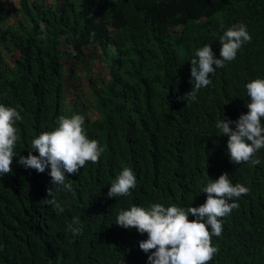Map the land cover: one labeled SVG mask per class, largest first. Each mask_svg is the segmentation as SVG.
<instances>
[{
  "label": "trees",
  "instance_id": "trees-1",
  "mask_svg": "<svg viewBox=\"0 0 264 264\" xmlns=\"http://www.w3.org/2000/svg\"><path fill=\"white\" fill-rule=\"evenodd\" d=\"M46 3L0 7V103L23 117L16 125L13 172L0 177V264H148L150 253L139 247L147 233L116 225L119 212L154 203L199 207L207 199L202 189L224 172L251 191L222 218V234L212 237L219 251L209 264H264V148L256 153L259 165L234 164L229 137L215 126L224 115L235 121L247 113L246 84L264 79V0ZM6 19L14 22L3 26ZM240 22L251 42L216 69L196 101L182 99L193 86L196 51L211 45L219 57L220 37ZM93 47L94 56L87 53ZM96 58L105 62L108 77L89 83V102L81 72L92 75ZM75 114L85 117L89 139L105 151L98 163L86 162L67 178L74 190L68 192L52 185L50 167L40 173L18 161L34 138L58 126L59 116ZM125 166L137 186L131 195L108 198ZM50 187L65 207L59 215L42 201ZM74 217L82 234L68 228Z\"/></svg>",
  "mask_w": 264,
  "mask_h": 264
},
{
  "label": "clouds",
  "instance_id": "clouds-1",
  "mask_svg": "<svg viewBox=\"0 0 264 264\" xmlns=\"http://www.w3.org/2000/svg\"><path fill=\"white\" fill-rule=\"evenodd\" d=\"M13 20L6 19L3 26L13 23ZM40 27L46 37L45 26ZM251 40L247 25L240 22L233 24L220 37L219 57L211 45L198 49L195 53L198 60H191L193 86L182 99L187 97L190 101H196L200 89L212 83L210 77L216 69L235 60L238 51ZM246 89L250 97L247 113L241 114L235 121L224 115L215 126L222 135L229 137L227 150L232 163L251 162L259 165L261 162L256 158V153L264 148V79L252 80L246 84ZM22 119L16 107L0 103V177L13 172V160L17 157L15 149L20 140L16 125ZM57 124L54 130L41 132L34 138L31 151L27 156L20 155L18 163L25 169H35L40 173L50 167L52 185L73 192L72 183L66 182L67 178L79 174L86 162L98 163L105 149L98 140L89 139L83 115H61ZM232 124H235V128L230 127ZM33 150L38 151L39 155L33 154ZM136 186L137 177L133 169L125 166L110 184L107 196L118 198L131 195V190ZM47 191L48 195L42 201L58 215L63 213L65 207L55 199L53 188ZM250 191L243 183H233L229 173L224 172L202 189V193H207V199L199 207L185 208L176 204L166 207L162 203H154L147 208L133 205L119 212L115 224L125 229L135 228L140 234L147 233V239L141 240L139 247L145 253H150L148 264H209L219 251L213 245L212 237L222 234V218L239 208L238 199ZM189 216L195 219H189ZM80 225V218L74 217L68 228L73 235L82 234Z\"/></svg>",
  "mask_w": 264,
  "mask_h": 264
},
{
  "label": "rangeland",
  "instance_id": "rangeland-1",
  "mask_svg": "<svg viewBox=\"0 0 264 264\" xmlns=\"http://www.w3.org/2000/svg\"><path fill=\"white\" fill-rule=\"evenodd\" d=\"M35 1V0H34ZM48 3H54L55 1L54 0H47ZM43 3V2H42ZM47 4V3H46ZM17 5H19V3H17ZM95 51H96V48L93 47V48H90L89 50L87 49V53H93V56L95 54ZM16 55L17 52L16 51H13L11 53V55ZM13 55V56H14ZM90 55V54H89ZM105 66V67H104ZM92 69H93V75H90L89 71L87 72L88 73V76L86 74H84V72L86 71H83L82 70V80H81V86H82V89L85 91L84 93V98L86 100H88L89 102H93L94 99L92 100L93 98V93L92 91L94 89L91 88L90 84H93V85H99L101 84V81L102 79L104 78H107L108 75H105V72H106V65H105V62L101 59V58H96L95 61H93V65H92ZM105 71V72H104ZM85 84V85H84ZM72 97V96H71ZM69 99V98H68ZM71 101H74V99L70 98ZM98 115V112L96 111V108H94L92 105L89 107V116L91 117H95Z\"/></svg>",
  "mask_w": 264,
  "mask_h": 264
},
{
  "label": "crops",
  "instance_id": "crops-1",
  "mask_svg": "<svg viewBox=\"0 0 264 264\" xmlns=\"http://www.w3.org/2000/svg\"><path fill=\"white\" fill-rule=\"evenodd\" d=\"M35 1H38L41 3L47 2V0H35ZM17 3H19V5H17ZM0 7L5 8V9H7V8L18 9L20 7V0H0Z\"/></svg>",
  "mask_w": 264,
  "mask_h": 264
}]
</instances>
